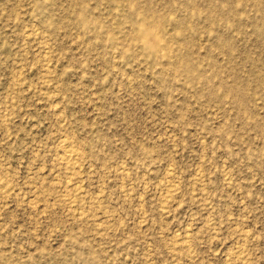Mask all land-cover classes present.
Listing matches in <instances>:
<instances>
[{
    "label": "rangeland",
    "instance_id": "rangeland-1",
    "mask_svg": "<svg viewBox=\"0 0 264 264\" xmlns=\"http://www.w3.org/2000/svg\"><path fill=\"white\" fill-rule=\"evenodd\" d=\"M0 188V264H264V0H0Z\"/></svg>",
    "mask_w": 264,
    "mask_h": 264
},
{
    "label": "bare ground",
    "instance_id": "bare-ground-1",
    "mask_svg": "<svg viewBox=\"0 0 264 264\" xmlns=\"http://www.w3.org/2000/svg\"><path fill=\"white\" fill-rule=\"evenodd\" d=\"M68 146V145H67ZM64 149H65V147H64ZM71 149V148H70ZM69 149V150H70ZM66 150V151H65ZM64 151H65V153H64V157L62 156V158H63V160H61V161H63V162H66L67 164H69L70 163V161H71V157H72V152H70L69 150H67V149H65ZM77 155V154H76ZM65 163V164H66ZM77 165V164H76ZM73 166V165H72ZM71 166V167H72ZM73 168V167H72ZM2 186V185H1ZM1 189V188H0ZM169 193V192H168ZM75 205V204H74Z\"/></svg>",
    "mask_w": 264,
    "mask_h": 264
}]
</instances>
